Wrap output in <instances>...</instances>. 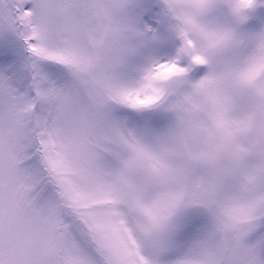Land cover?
Listing matches in <instances>:
<instances>
[{
	"label": "snow or ice",
	"instance_id": "1",
	"mask_svg": "<svg viewBox=\"0 0 264 264\" xmlns=\"http://www.w3.org/2000/svg\"><path fill=\"white\" fill-rule=\"evenodd\" d=\"M0 264H264V0H0Z\"/></svg>",
	"mask_w": 264,
	"mask_h": 264
}]
</instances>
